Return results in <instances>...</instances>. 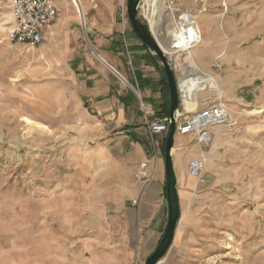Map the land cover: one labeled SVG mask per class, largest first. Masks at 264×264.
Here are the masks:
<instances>
[{
    "label": "rangeland",
    "instance_id": "374dc122",
    "mask_svg": "<svg viewBox=\"0 0 264 264\" xmlns=\"http://www.w3.org/2000/svg\"><path fill=\"white\" fill-rule=\"evenodd\" d=\"M61 2L66 11L75 7ZM163 2L174 10L163 27L151 8L146 13L156 40L170 51L167 24L176 27L181 13L199 25L203 41L192 57L224 86L236 124L211 128L204 183L187 170L200 155L194 136L175 133L172 157L185 168L180 217L157 264H264V0ZM10 4L0 0V264H143L152 243L145 247L147 229L129 212L164 165L165 133L151 136L145 127L139 144L129 131L116 134L123 126L103 130L80 88L84 61L66 57L69 32L44 35L37 46L17 43L9 37ZM121 4L118 14L127 16ZM76 44L94 53L86 27ZM164 185L155 199L166 201Z\"/></svg>",
    "mask_w": 264,
    "mask_h": 264
},
{
    "label": "crops",
    "instance_id": "0c3cea01",
    "mask_svg": "<svg viewBox=\"0 0 264 264\" xmlns=\"http://www.w3.org/2000/svg\"><path fill=\"white\" fill-rule=\"evenodd\" d=\"M56 1L58 19L52 25L53 27L51 26V28L46 29L47 31H44V35L52 33L56 36L60 30L69 32L67 37L70 38L72 47L70 51L66 52V57L70 56L72 59L84 61L82 65L85 66V69L80 74L82 76L80 88L95 121L101 125L103 130L110 126H123L131 133L129 137L141 144L145 137H140V135L145 134L143 129L145 130L149 123L158 122L168 117L169 88L158 59L143 45L132 29L127 16L118 14L119 10L123 11L121 0H80V11L75 4V7L72 6L70 10L66 11L61 0ZM144 1L149 6L148 10H153L151 15L162 18V22H160L161 27H163L168 22L163 21V17L173 15L174 10L168 9L160 0ZM158 2L160 3L157 6ZM188 17L193 18L194 15L188 14ZM82 26L87 28L93 38L95 54L93 51L90 54L87 49L77 47L76 40ZM167 26L168 34H165V38H168L169 42L166 44L170 47L171 42L178 40V30L169 23ZM197 28L199 36L201 31L199 25ZM163 30L165 32V29L161 28V35ZM70 36L74 37L75 41H72ZM198 40L199 43L203 41L200 38ZM181 51L177 56L185 61L188 70H193L195 73L193 77L185 80V88L183 89L182 105L184 109L182 111L190 112L198 108L197 102L200 98L213 97V95H208V92L207 94L203 92L204 95L201 96L198 93L202 91H194L192 99L190 96L192 89L206 86L209 90L220 89L223 94L224 89L222 88L224 86L222 84L219 86L209 71L198 66L189 49ZM96 54L106 64L102 60V62L97 63L96 59L93 58V55L96 56ZM181 55L184 56L180 57ZM199 71L202 74L198 73ZM121 79H127L126 83L129 81L136 91L130 86L127 87ZM226 92L228 91L225 90ZM224 95H222V99L226 101ZM160 135L162 134L157 136ZM172 158L176 182L179 186L185 179V168L182 159L176 162L174 157ZM164 180L165 170L164 165H161L158 166L146 193L138 197L137 206L133 208L136 213L129 212L132 216H137V223L147 229L144 240L145 247L150 242L153 250L164 232L168 219L166 201L153 197L154 192L161 187L160 185L162 182L164 183ZM133 194H137V191Z\"/></svg>",
    "mask_w": 264,
    "mask_h": 264
},
{
    "label": "built area",
    "instance_id": "2783aa9c",
    "mask_svg": "<svg viewBox=\"0 0 264 264\" xmlns=\"http://www.w3.org/2000/svg\"><path fill=\"white\" fill-rule=\"evenodd\" d=\"M167 1L169 4L174 3V0ZM168 6L170 7V5ZM10 8L12 21L9 30V37L11 40L24 45H39L44 38V31L53 25L58 19V9L54 0H11ZM148 8L149 6L147 3L144 0H141L138 7L139 15L144 16L142 20L150 26L149 19L146 14ZM144 10H146V12H144ZM182 15L183 14L181 13L178 17V22L175 23L176 30H181V33H184V28L187 29L186 31H189L190 29L193 31L194 29H198L194 21H186ZM183 35L184 38L179 37L178 40L171 42L169 47L170 51H166L168 59L171 62V66L173 67V71L177 73V88L181 103L183 102V89L185 88L183 80L184 76L188 72H183L185 61L183 59H177L176 53L182 52L181 50L184 48L182 46L185 43L189 50L199 44L196 34L191 36H186V34ZM182 56L184 55H181L180 57ZM206 91L211 92L213 90L205 89V92ZM194 93L195 92L192 89L190 94L192 99L194 97ZM199 103L200 108L196 111L189 112L184 118H182V113L184 112H178L176 134L179 136H194L196 144L200 149V155L189 159L187 170L188 174L195 178L197 183H204L205 178L203 175V169L205 167L206 157L203 150L208 148L213 141L214 133L211 131V128L218 126L231 127L236 124V121L232 117V114L222 99V96L215 94L213 97H202L199 99ZM181 108L184 109L182 104ZM180 117L183 120L181 122L178 121ZM167 129V118L148 124V131L151 136L163 133L166 134ZM126 131L128 132L127 129L117 130L116 134L122 135L126 133ZM147 168V162L141 163L138 170L140 178L147 175ZM134 202L132 201V204H136Z\"/></svg>",
    "mask_w": 264,
    "mask_h": 264
},
{
    "label": "water",
    "instance_id": "95a60500",
    "mask_svg": "<svg viewBox=\"0 0 264 264\" xmlns=\"http://www.w3.org/2000/svg\"><path fill=\"white\" fill-rule=\"evenodd\" d=\"M140 3L141 0H126L127 18L132 29L136 32L143 45L160 60L164 74L166 76L170 96L168 129L165 134L164 143L165 191L168 208V219L164 232L156 247L143 263L157 264L159 260L167 253L173 243L180 217V203L177 191L176 174L173 165L172 149L176 133L177 115L181 100L177 89V81L174 72L170 67L167 55L160 47L156 37L153 35V32L150 29L151 27L145 23L139 15L138 7ZM159 3L160 2L157 3V6ZM96 55L99 57L98 54ZM102 61L105 63L104 60Z\"/></svg>",
    "mask_w": 264,
    "mask_h": 264
},
{
    "label": "bare ground",
    "instance_id": "6f19581e",
    "mask_svg": "<svg viewBox=\"0 0 264 264\" xmlns=\"http://www.w3.org/2000/svg\"><path fill=\"white\" fill-rule=\"evenodd\" d=\"M73 2H74V4L78 7V9H79V11H80V0H72ZM160 1H163V0H160ZM183 13H184V11H183ZM184 15V14H183ZM182 15V16H183ZM150 29L152 30V32H153V35L156 37V39H158V35L154 32V28H153V26L150 24ZM178 30V29H177ZM187 29L186 28H184L183 29V31H184V33H181V30H178V39H179V37L180 38H184V35L183 34H186V36H191V35H193V34H196V37H197V31H196V29H194V31L192 30V29H190L189 31H186ZM196 31V32H195ZM185 36V37H186ZM159 45H160V47L162 48V50L166 53V48H165V46H163V44L161 43V41H159ZM182 47H184L182 50H184V51H186L188 48H187V45H186V43L182 46ZM177 54L178 53H176V58L178 59L179 57L177 56ZM167 55V54H166ZM167 58H168V56H167ZM184 63V62H183ZM184 66H185V64H184ZM188 72V73H186V75L184 76V83H185V80L186 79H188V78H190V77H193L194 76V71L193 70H188L187 68H186V66L184 67V69H183V72ZM192 75V76H191ZM176 78V81L178 82V80H177V77H175ZM181 82V81H180ZM178 89V88H177ZM205 89H208L206 86H199V87H196L195 89H194V91H202V92H205ZM209 90V89H208ZM213 91H216V93H217V95H219V96H221L222 95V92H221V90L220 89H216V90H213ZM179 93V92H178ZM199 100H198V102H197V105H198V107H199ZM195 111V110H194ZM179 112V111H178ZM190 112H193V111H190ZM147 130H148V126H147ZM149 132V131H148ZM150 134V133H149ZM153 136V135H152Z\"/></svg>",
    "mask_w": 264,
    "mask_h": 264
},
{
    "label": "trees",
    "instance_id": "16d2710c",
    "mask_svg": "<svg viewBox=\"0 0 264 264\" xmlns=\"http://www.w3.org/2000/svg\"><path fill=\"white\" fill-rule=\"evenodd\" d=\"M167 81V80H166ZM164 143H165V137L162 138L161 141V147L163 148V153H164ZM164 196L166 198V191H165V185H164Z\"/></svg>",
    "mask_w": 264,
    "mask_h": 264
}]
</instances>
